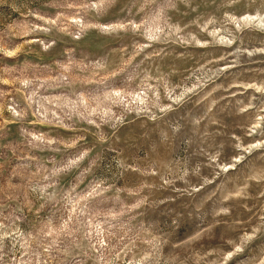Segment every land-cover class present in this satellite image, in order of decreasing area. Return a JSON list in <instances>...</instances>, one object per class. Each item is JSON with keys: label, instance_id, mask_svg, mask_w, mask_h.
<instances>
[{"label": "rangeland", "instance_id": "obj_1", "mask_svg": "<svg viewBox=\"0 0 264 264\" xmlns=\"http://www.w3.org/2000/svg\"><path fill=\"white\" fill-rule=\"evenodd\" d=\"M0 264H264V0H0Z\"/></svg>", "mask_w": 264, "mask_h": 264}]
</instances>
